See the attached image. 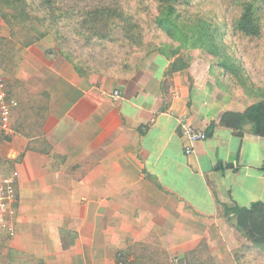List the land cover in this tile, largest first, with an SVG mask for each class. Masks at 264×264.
Instances as JSON below:
<instances>
[{
  "label": "crops",
  "instance_id": "0c3cea01",
  "mask_svg": "<svg viewBox=\"0 0 264 264\" xmlns=\"http://www.w3.org/2000/svg\"><path fill=\"white\" fill-rule=\"evenodd\" d=\"M23 59L35 100L19 107L27 125L14 109L8 129L0 125L11 138L0 171L18 173L0 264H116L134 246L181 264L223 206L264 203V138L219 125L252 104L238 108L246 101L220 93L196 65L167 74L169 60L156 55L107 80L35 47ZM183 118L207 135L188 155Z\"/></svg>",
  "mask_w": 264,
  "mask_h": 264
},
{
  "label": "rangeland",
  "instance_id": "374dc122",
  "mask_svg": "<svg viewBox=\"0 0 264 264\" xmlns=\"http://www.w3.org/2000/svg\"><path fill=\"white\" fill-rule=\"evenodd\" d=\"M56 1L60 7L72 10L75 15L53 25L50 20L42 21L41 16L34 12L40 4L39 0H26V11L30 18L22 27L14 28V35L10 34L0 18V66L8 97L18 104L14 109L17 114L23 111V108H19L21 103L28 108L35 100L28 94L25 86L28 81L21 73L23 52L31 47L44 52L46 58L59 54L79 71L95 73L107 80L122 70H132L144 60L149 62L152 57L162 55L183 72L190 71L196 65L199 75L203 72L204 79L220 93L239 102L246 101L240 102L243 105H238V108L248 106V102L253 104L264 100V0H253L261 8L262 36L258 40L244 39L233 34L231 29L226 30L225 23L230 24L238 12L236 0L229 3V0H179L177 13L182 16L183 25H178L176 33L171 35L165 29L157 28L155 19H159L161 10L159 12V7L152 0ZM97 5H118L127 13L134 14V20L142 29L140 43L128 42L119 36L110 42L98 41L81 31L80 13ZM41 15L48 16L47 7L41 10ZM197 19L209 25L201 39L206 41L208 37L212 38L210 46L192 44L197 37L193 29ZM31 40L33 43L25 47ZM40 95H37L39 102L42 99ZM8 139L11 138L0 130V161L9 154L6 151ZM0 173L8 174L6 171ZM209 223L207 229L204 226L205 230L195 233V238L186 247L181 264H264V249L249 244L236 231L235 219L224 216L223 209L216 221ZM138 248L134 246L118 253L116 263L171 264L174 259L167 256L165 250L160 253L158 249L144 252L139 248L138 254Z\"/></svg>",
  "mask_w": 264,
  "mask_h": 264
},
{
  "label": "trees",
  "instance_id": "16d2710c",
  "mask_svg": "<svg viewBox=\"0 0 264 264\" xmlns=\"http://www.w3.org/2000/svg\"><path fill=\"white\" fill-rule=\"evenodd\" d=\"M40 4L34 9V12L41 16V20H50V24H58L62 20L74 16V12L66 7H60L56 0H39ZM66 1V0H64ZM161 10L159 19H155L157 28L165 29L168 34H175L178 25H183L182 16L177 13V2L179 0H152ZM231 0L228 1V3ZM238 3V12L233 17L230 24L225 23L226 30L232 31L238 37L258 40L262 36V26L260 22L261 8L253 0H236ZM226 3V5H229ZM26 0H0V18L9 28L10 34L14 35V28L22 27L30 18L26 11ZM47 7L48 16L42 17L41 10ZM64 8V10H63ZM58 13V14H57ZM57 14V15H56ZM80 30L84 31L90 38L98 41H113L116 36L121 39L140 43L142 29L134 20V14L127 13L118 5H97L88 11L81 12ZM197 23L193 28L197 37L193 36V45L210 46L213 39L208 37L202 40L203 32L209 29V25L201 19L195 20ZM230 27V28H229ZM204 42V43H203ZM33 43V40L26 43L27 47ZM74 69L80 73L79 69L73 65ZM181 71L180 68L174 67L170 62L167 74ZM29 113L21 111L19 125H27ZM30 117H28L29 122ZM219 125L233 131L236 135L241 136L242 129L250 126L253 135L264 138V100L258 101L247 107L242 113L226 112L219 121ZM212 124L209 131H212ZM1 172V171H0ZM223 215L231 216L236 221V231L252 246L264 249V203L255 202L250 207H227L223 206ZM117 264V263H116Z\"/></svg>",
  "mask_w": 264,
  "mask_h": 264
},
{
  "label": "built area",
  "instance_id": "2783aa9c",
  "mask_svg": "<svg viewBox=\"0 0 264 264\" xmlns=\"http://www.w3.org/2000/svg\"><path fill=\"white\" fill-rule=\"evenodd\" d=\"M115 97L118 93H115ZM18 106L14 99L8 97L5 82L3 79V70L0 66V125L4 130L8 129L12 110ZM181 139L185 142L184 153L191 154L196 144L207 139L205 132L200 131L188 124L183 118L179 122ZM18 179L17 172L8 174L0 173V224L10 234V229L6 226L5 216L11 211L12 205L16 199V183ZM8 228V229H7ZM174 264H178L175 260Z\"/></svg>",
  "mask_w": 264,
  "mask_h": 264
}]
</instances>
